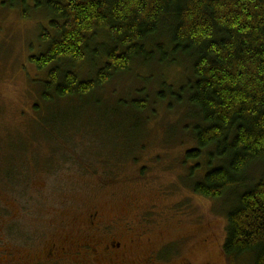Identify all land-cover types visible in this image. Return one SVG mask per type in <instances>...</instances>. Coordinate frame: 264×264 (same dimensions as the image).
<instances>
[{"label": "rangeland", "instance_id": "obj_1", "mask_svg": "<svg viewBox=\"0 0 264 264\" xmlns=\"http://www.w3.org/2000/svg\"><path fill=\"white\" fill-rule=\"evenodd\" d=\"M3 1L0 186L15 180L18 190L0 188V217L16 218L19 233L0 230V264H238L222 253L225 211L187 186L182 154L192 143L178 123L185 108L156 97L160 82L178 89L189 69L135 62L91 96L54 103L49 133L36 120L46 113L35 87L45 75L29 62L43 50L48 20L29 8L23 18ZM142 96L141 122L125 104ZM94 213L103 236L119 235L116 253L93 252L96 240L79 245ZM165 248L168 259H158Z\"/></svg>", "mask_w": 264, "mask_h": 264}, {"label": "trees", "instance_id": "obj_2", "mask_svg": "<svg viewBox=\"0 0 264 264\" xmlns=\"http://www.w3.org/2000/svg\"><path fill=\"white\" fill-rule=\"evenodd\" d=\"M3 4L23 18L29 8L48 20L40 34L43 50L29 62L45 75L35 87L46 113L35 116L49 133L54 119L46 116L54 103L91 96L135 62L143 69L188 68L178 89L162 81L156 93L160 103L185 108L178 123L192 143L182 154L187 186L225 211L223 255L238 264H264V0ZM83 62L88 68L80 70ZM145 103L142 96L125 105L142 122ZM14 181L0 188L17 191ZM3 215L0 230L17 236V219Z\"/></svg>", "mask_w": 264, "mask_h": 264}, {"label": "flooded vegetation", "instance_id": "obj_3", "mask_svg": "<svg viewBox=\"0 0 264 264\" xmlns=\"http://www.w3.org/2000/svg\"><path fill=\"white\" fill-rule=\"evenodd\" d=\"M99 219H98V213H94L93 215L88 217V233L86 234L84 241L79 244V245H88L90 246L91 243H93L95 240L96 242L94 243V245H100V247H94L93 245L90 246V249L93 252H97V250L101 249L104 252H113L116 253V251H118L120 249V245L121 244L120 241L117 240V238L119 237V235L115 234V233H107L105 236H103V231L104 229H102L99 226ZM109 225V224H107ZM112 225V224H111ZM113 228H115L112 225ZM94 228H96L98 230L99 233H94L93 230ZM128 231H131L130 228H127ZM127 231V230H126ZM54 245V244H52ZM101 245H103L101 247ZM86 247V246H85ZM84 248V246H83ZM169 249L165 248L162 251H160L159 253H155L156 257L159 259H168L169 255ZM51 254L54 255V251H51ZM148 264H154V261L150 258L148 260Z\"/></svg>", "mask_w": 264, "mask_h": 264}]
</instances>
